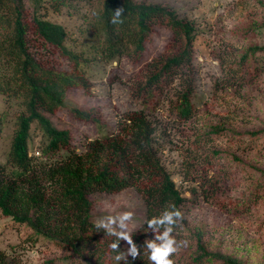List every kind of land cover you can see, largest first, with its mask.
<instances>
[{
    "label": "rangeland",
    "instance_id": "obj_1",
    "mask_svg": "<svg viewBox=\"0 0 264 264\" xmlns=\"http://www.w3.org/2000/svg\"><path fill=\"white\" fill-rule=\"evenodd\" d=\"M23 1L31 16V0ZM145 1L168 3L179 16L195 23L193 115L180 120L172 112L185 83L187 72L183 69L166 81L162 91L145 95L148 103L142 105L139 100L144 94L138 92V98L133 93L147 76V64L166 53L171 37L167 27L151 33L142 58L137 59L130 45V17L122 14L123 22L113 24L117 8L112 9V37L101 30V0H75L73 6L62 5L58 10L42 6L40 10L44 18L64 26L65 45L81 58L77 67L58 49L30 42V48L37 55L40 52L47 65L68 72L76 82L67 88L64 106L48 117L58 128L68 129L71 145L81 149L87 139L111 131L124 112L143 107L156 124L161 160L187 198L182 205L184 221L175 234L177 242L183 243L170 257L174 264H194L189 253L197 230L205 234L211 246L234 252L248 264H264V175L259 171L264 170V133L248 134L264 128V51L247 61L250 69L252 63L257 64L254 75L240 77L238 62L245 47L264 45V0ZM117 49L123 55L109 60ZM126 49L130 52L125 53ZM22 108L19 99L12 98L6 104L0 96V163L6 160L14 119ZM72 108L90 112L95 121L81 119ZM215 123L224 125L226 131L205 138L203 133ZM30 136V153L39 155L37 150L45 137L34 127ZM216 174L218 179L213 178ZM212 179L217 184L213 188L209 184ZM254 193L256 201L252 199ZM89 197L93 203L91 218L96 223L109 215L133 214L124 222L125 228L119 227L117 219L112 225L117 231L132 232L145 218L143 198L134 187L114 193L96 191ZM0 249L14 264H47L50 259V264H86L77 257L66 259L68 251L1 212Z\"/></svg>",
    "mask_w": 264,
    "mask_h": 264
},
{
    "label": "trees",
    "instance_id": "obj_2",
    "mask_svg": "<svg viewBox=\"0 0 264 264\" xmlns=\"http://www.w3.org/2000/svg\"><path fill=\"white\" fill-rule=\"evenodd\" d=\"M31 2L33 9L29 16L23 0H0V96L6 104L17 98L23 106L14 119L6 160L0 163V212L68 251L66 259L77 257L86 264H155L149 260L151 249H147V242L155 239L157 231L148 228L147 221L165 210H175L173 205L182 212L187 199L161 160L156 124L143 107L131 109L118 117L111 131L87 139L81 149L73 147L68 129L58 128L48 113L64 106V95L67 88L76 83L75 78L47 65L43 55L40 52L37 55L30 48V42L38 41L41 47L58 49L77 67L81 58L65 45L64 26L44 18L40 10L42 6L53 10L62 5L73 6L75 0ZM115 7H123L122 14L132 20L130 45L137 59L142 58L146 42L156 28L169 29L171 37L166 53L147 64V76L133 88V93L141 92L143 98L137 95L141 104L148 103L145 95L162 91L166 81L173 80L176 71L183 69L187 72L185 83L172 112L180 120L189 119L195 108L191 98L195 86L192 69L193 44L197 36L195 23L179 16L174 7L164 2L101 0L99 22L106 35L113 33L110 13ZM259 51H264V45H249L240 53L239 71L243 79L244 75H254L257 64L252 63L250 69L247 61ZM128 52L130 50L126 49L125 53ZM122 55L121 50H114L109 60ZM72 111L81 119H95L90 112L78 108ZM33 127L45 137L37 150L39 155L29 150ZM225 131L224 125L215 123L203 135L210 138L212 134L220 135ZM261 133L264 128L248 134L258 136ZM214 153H218L217 150ZM259 171L264 175L263 169ZM217 175L213 178L218 179ZM214 179L209 183L212 188L217 185ZM127 187H134L141 194L145 218L130 232L140 255L133 260L131 244L120 240L118 251L126 258L117 261L118 253L110 247L117 237L108 235L103 227H96L91 218L93 203L89 195L96 191L114 193ZM252 199L256 201L255 193ZM183 221L184 218L174 227V236ZM158 231L162 233L164 226ZM194 237L195 243L189 253L191 263L248 264L246 258L234 252L224 251L218 245L211 246L202 231H195ZM161 242L156 241L157 244ZM52 262L50 259L47 264ZM0 264H14L1 249Z\"/></svg>",
    "mask_w": 264,
    "mask_h": 264
},
{
    "label": "clouds",
    "instance_id": "obj_3",
    "mask_svg": "<svg viewBox=\"0 0 264 264\" xmlns=\"http://www.w3.org/2000/svg\"><path fill=\"white\" fill-rule=\"evenodd\" d=\"M124 9L123 7H118L115 10V14L112 17V23H122L123 21L120 19ZM168 211L165 210L159 216H153L151 219L147 221L148 228L157 231L155 239L148 241V248L151 249L149 260L154 261L155 264H174V259L170 258L173 254L177 253L181 247L183 242L178 243L176 237L173 235L174 227L178 224L179 221L182 220L183 214L179 209ZM133 214L131 212H125L123 215L117 216H107L105 219H100L96 223V227L99 229L100 227L106 228L108 231V235L117 237L116 241L113 242L110 247L113 251H116L118 254L115 259L119 261L120 259L126 258L124 254L118 251L120 240H126L129 244H131L130 253L135 260L140 254L135 242H133L132 235L130 232L125 231H117L112 227V225L117 223V219L119 220V227L125 228V221L128 220ZM160 226H164V231L160 233L158 228ZM160 240L161 243L157 244L156 241Z\"/></svg>",
    "mask_w": 264,
    "mask_h": 264
}]
</instances>
